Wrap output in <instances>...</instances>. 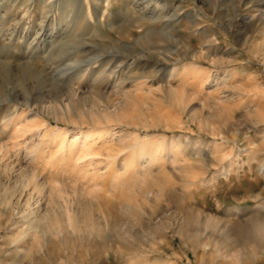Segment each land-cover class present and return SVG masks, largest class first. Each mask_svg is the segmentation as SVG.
Masks as SVG:
<instances>
[{"label": "rangeland", "instance_id": "obj_1", "mask_svg": "<svg viewBox=\"0 0 264 264\" xmlns=\"http://www.w3.org/2000/svg\"><path fill=\"white\" fill-rule=\"evenodd\" d=\"M3 70L0 264H264V0H0Z\"/></svg>", "mask_w": 264, "mask_h": 264}, {"label": "bare ground", "instance_id": "obj_2", "mask_svg": "<svg viewBox=\"0 0 264 264\" xmlns=\"http://www.w3.org/2000/svg\"><path fill=\"white\" fill-rule=\"evenodd\" d=\"M105 1H107V0H105ZM49 2H51V1H49ZM84 24H85L84 19H80L79 22H78V25H77V26H78L79 29H81V28L84 26ZM184 67H185V66H184ZM186 68H187V66H186ZM186 68H185V69H186ZM187 69H189L190 71H191V70H194V71H191V72L189 71L190 74L193 73V72H197V73L200 72L199 69H198V70H195L194 68H192V69L187 68ZM183 70H184V68H183ZM185 71H187V70H185ZM185 73H186V72H185ZM185 73H183V75H184ZM0 74H1L2 77H6V71H5V70L0 71ZM190 74H189V75H190ZM193 74H195V73H193ZM24 75H30V71H29L28 69L24 70ZM174 75H175V74H174ZM174 75H171V76H174ZM186 75H188V74L186 73ZM189 75H188V76H189ZM178 77H179V75H178ZM180 77H181V75H180ZM184 77H186V76H184ZM171 78H172V77H171ZM171 78L169 77L168 80L171 79ZM176 78H177V76H176ZM186 78H187V77H186ZM186 78H185V79H186ZM181 79H182V77H181ZM183 79H184V78H183ZM173 80L176 81L177 79H173ZM170 81H171V80H170ZM179 81H180V80H179ZM185 81H186V80H185ZM187 81H188V80H187ZM166 82H168V81H166ZM175 83H177V82H175ZM193 84H194V83H193ZM181 88H182V87H181ZM197 91H198V90H197ZM182 92H183V91H182ZM182 92H180V91H178V90H175V89H174V90H173V89H168V93H169L168 96L172 97L171 99H174V100L177 101L178 99H180V98L183 97V93H182ZM135 93H136V92H135ZM178 94H179V95H178ZM182 99H183V98H182ZM261 99H262V98H261ZM253 100H254V99H253ZM262 100H263V99H262ZM258 106H259V105H258ZM102 131H103V130H102ZM97 133H98V132H97ZM64 134H65V133H64ZM87 137H88V136H87ZM87 137H86V134H81L79 137H77V139L75 138V141L77 140V142H78L79 140H82V139L85 140V141H87V139H86ZM104 138H105V137H104V134H102V133H98V134H96V140H97L96 142L101 143L102 145H104V143H105ZM135 138H136V137H135ZM92 140H94L93 137H92ZM138 141H139V140H138ZM73 142H74V141H73ZM73 142H71L70 144H72ZM87 142H88V141H87ZM96 142H93V143H96ZM136 142H137V141H136ZM93 143H92V144H93ZM85 144H87V143H85ZM85 144L83 143V145H81V146H82V147H87L88 144H87L86 146H84ZM134 144H135V142H134ZM70 146H71V145H70ZM73 146H74V144H73ZM141 146H142V145H141ZM145 146H146V144H145ZM154 146H155V145H154ZM77 147H79V146H77ZM97 147H98V146H97ZM101 147H103V146H101ZM136 147H137V146H136ZM156 147H157V148H155V147L153 148V146H152V147L150 146V147H148V149L145 147L147 153L149 154V156H151V157L153 156L154 158H155V157L157 158V156H154V155L160 154V151L162 150V149H161L162 146H160V145H156ZM93 148H94V144H93V146H92V149H93ZM132 148H133V147H132ZM145 148H144L143 151H145ZM73 149H74V147H73ZM176 149H177V148H175V151H176ZM100 150H101V149H100ZM105 150L107 151L108 148L105 147ZM86 151H87V150H86ZM92 151H93V150H92ZM101 151H103V150H101ZM136 151H137V150H136ZM162 151H163V150H162ZM167 152H168V151H167ZM93 153H94V152H93ZM97 153L99 154V152H97ZM145 153H146V152H145ZM145 153H144V154H145ZM165 153H166V152H165ZM100 154H101V153H100ZM100 154H99V155H100ZM144 154H143V155H144ZM163 154H164V153H163ZM92 155H93V154H92ZM141 155H142V154H141ZM146 155H147V154H146ZM146 155H144V156L146 157ZM160 155H161V154H160ZM160 155H159V156H160ZM175 155H176V154H175ZM93 156H94V155H93ZM96 156H97V155H96ZM162 156H163V155H162ZM171 156H172V155H171ZM151 157H150V158H151ZM143 158H144V157H143ZM150 158H149V159H150ZM156 158H155V159H156ZM160 158H161V157H160ZM90 161H92V160H90ZM130 161H131V160H130ZM149 161H151V159H150ZM96 162H97V161H96Z\"/></svg>", "mask_w": 264, "mask_h": 264}]
</instances>
